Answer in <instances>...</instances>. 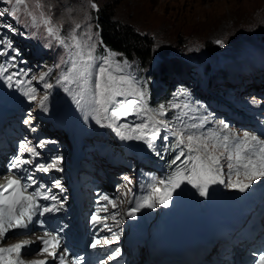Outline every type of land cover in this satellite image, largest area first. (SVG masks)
Segmentation results:
<instances>
[{"label": "snow or ice", "instance_id": "1", "mask_svg": "<svg viewBox=\"0 0 264 264\" xmlns=\"http://www.w3.org/2000/svg\"><path fill=\"white\" fill-rule=\"evenodd\" d=\"M4 3L11 5V8H4L0 11V16L9 14L19 21V13L23 12L31 18L33 26L43 25L49 37L58 40L68 49L69 58L62 62L70 67L58 77L57 84L72 96L86 119L92 117L101 127L111 128L122 140L143 141L157 155H161V152L176 153L169 162V167L173 170L164 178L157 180L153 177L152 183L143 185L145 194L142 197L136 198L131 188H127V191L122 193L123 197L133 196V199L127 201L133 204V207L127 211V216L135 218L136 212L143 207L154 208L157 204L168 206L171 193L183 183L191 184L199 189L200 195L204 196L207 195L209 185L225 184L224 176H227V187L241 192L249 189L254 181L264 179V139L248 131L242 134L233 132L224 121L219 122L218 128L202 131L205 129L207 117L200 118L198 123L184 121V117L188 116V112L184 109L192 107L189 103L183 106L170 103L169 108L181 109V114L175 120L165 119L168 109L163 104L157 109L148 107L146 85L128 70L130 66L126 60L123 63L117 61L115 57L119 54L107 49V54L104 56L94 55L96 44L92 41L90 26L85 33L87 40L76 35V29L81 27L77 24L69 41L66 42L60 37V28L52 22L51 17L43 11H40L37 17L36 13L30 10L27 0H4ZM42 7L40 0H36L34 8L40 10ZM91 7L97 9L95 3H91ZM0 27L12 32L16 31L11 24H0ZM217 43L223 46L222 41ZM0 45H2L0 56H7L10 49L15 52L8 61L0 63V78L5 80L9 87L22 88L27 84L28 87L22 89L24 95L29 102L37 101V89L31 87V80L17 79L18 76L26 73L22 70L9 72L10 68L17 66L19 50L13 49L12 41L6 38H0ZM54 67L58 68L60 64ZM52 71L53 69H49L38 78V82L42 83L46 90L53 87V84L47 82V77ZM73 84L76 85L75 89L70 87ZM49 94L46 91L37 101V107L43 111H47ZM129 116H134L139 123H120ZM23 123L31 126V112ZM31 131L35 132L36 128L31 127ZM162 131L166 132L163 136H161ZM169 137L175 138L173 143H167ZM158 139L165 142L159 150L156 146ZM46 143L48 141H40L38 145L32 146L27 138L21 140L16 155L7 164L6 174L0 177L5 180L0 184V243H6L10 238L9 234H28L38 225L44 229L43 235L37 237L42 245L39 250L40 255L47 254L59 264H83V257H74L69 261L70 253L67 248L64 247L61 251L62 228L53 231L45 228L50 215L60 212L66 200L53 194L52 188L40 182L35 175L37 172L62 171L61 157L52 158L48 163L36 162L40 155L37 148L43 147ZM29 165L32 167L29 168ZM225 167L227 173L224 172ZM123 179L129 185L132 183L128 176H124ZM52 187L64 191L59 179L52 181ZM124 202V199L113 198L107 194L98 195L90 222L93 228L98 227L100 232L107 230L112 235L102 240L94 238L91 243L93 249L109 245L119 238V233L113 232V226L118 227L123 222L122 218L117 219V217L120 216L118 209ZM109 219L114 222L113 226L107 223ZM32 243L34 241L23 240L7 247H0V264H26L23 255L27 254L26 250ZM118 255L119 251L116 250L108 258L115 259ZM28 264H49V261L33 260ZM257 264H264V253L259 255Z\"/></svg>", "mask_w": 264, "mask_h": 264}, {"label": "rangeland", "instance_id": "2", "mask_svg": "<svg viewBox=\"0 0 264 264\" xmlns=\"http://www.w3.org/2000/svg\"><path fill=\"white\" fill-rule=\"evenodd\" d=\"M94 1L96 0H40L43 7L36 10L34 8L36 0H27L30 10H33L37 17H39L40 11L51 17L52 22L60 28V37L66 42L69 41V37L77 24L81 27L76 29V35L87 40L85 33L90 26L92 41L96 44L94 55L97 56V31L94 28L95 23L91 15V11H95L91 7V3H95ZM97 1L96 5L105 6L108 4L111 6L112 18L132 26L135 31L150 38L151 54L146 64L142 65L139 61L138 63L135 60L130 61L115 57L121 63L126 60L130 66L128 70L134 73L142 84L145 85L149 79L143 74L167 76L171 78L170 82L178 83L185 79V76L194 72L199 78L197 88L200 92L201 86L203 89L209 87L215 91L214 84L231 87L234 97H237L238 91L242 90L243 96L240 100L245 103L247 109L244 110L243 116L249 121L245 126L240 123L246 122L242 121L244 118L235 120L226 117L222 120L221 114L215 113L214 109L210 108V105L203 99L195 101V106L191 108V112L196 111L197 113L189 116V122L198 123L200 118L207 117L205 129L202 131L218 128L220 127L219 122L224 121L233 132L242 134L244 131H248L259 137L252 122L255 119L261 122V119L264 118V94L258 92L264 91V0ZM4 8H11V5L0 0V11ZM19 16V21L9 14L0 16V24H11L16 29L15 32H12L7 28L0 27V38L11 40L13 49L19 50L16 59L17 66L10 68L9 72L22 70L23 73H26L18 76L17 79L31 80V87L37 89V101L46 91L50 93L47 100V111L37 107V101L29 102L24 93L18 98L11 94L20 93L21 89L28 87L27 84L23 85L22 88L9 87L2 78H0V101L5 103L9 101L19 108V112L22 113L19 119L20 126L28 128L24 130L38 134L39 138H48L49 136L56 138L58 144L57 157L66 159V147L64 151L61 147V142L64 144L66 140L50 135L49 133L54 131H49V129L56 125L64 115L66 92L61 85L59 89L56 87L55 78L58 71H64L65 63L62 61L69 58V51L58 40L49 37L43 25L33 26L31 18L24 15L23 12L19 13ZM217 41H222L223 46ZM49 48L60 54V58ZM106 54L107 52H105ZM12 55H15V52L10 49L7 56H0V63L8 61ZM43 59L52 60V65L47 68L41 67ZM57 64H60V67H54ZM49 69H53V71L47 77V82L53 84V87L46 90L42 83L38 82V78ZM205 72L210 77L209 85H206L208 83ZM152 81L154 84L151 90H160L151 92V98L156 101L160 96L167 97V102L157 104L156 108L163 104L166 109L177 115L181 113V109L169 108L170 103H177L181 106L189 103L192 106L194 100H197L188 95L178 96L175 91L166 96L163 93L161 82ZM246 86L249 87L248 93L250 94L246 93ZM70 87L75 89L76 86L70 85ZM172 87L174 90V83ZM6 88L10 93L3 95ZM207 95L211 101L218 98L214 92L212 95L210 93ZM67 100L68 102L74 101L68 92ZM29 112H31L32 117L31 126L23 123L29 117ZM168 114L170 117L171 114ZM192 117H196V119H192ZM102 122L105 123V121ZM99 126L101 125L97 124L95 119L91 117L86 128L88 131H94ZM31 127H35L36 131H31ZM84 128L78 125L79 133ZM107 137L109 136L107 135ZM45 141L49 143V139ZM83 142L82 146L86 147L89 140L83 138ZM107 148L117 159H105L104 165H109V169L114 171L115 176H113L112 181L118 188L127 191V188L133 189L136 183L143 185L152 183V177L147 173L150 168L142 164H137L136 168L129 167L124 162H127L128 157L134 159V156L122 151L116 141L111 142ZM96 166L98 167L99 164ZM139 167L145 169V175L142 177H139L142 174ZM225 171H227L226 167L224 168ZM92 174H95V170ZM124 176L130 178L132 181L130 185L123 179ZM225 180L227 181V178Z\"/></svg>", "mask_w": 264, "mask_h": 264}, {"label": "trees", "instance_id": "3", "mask_svg": "<svg viewBox=\"0 0 264 264\" xmlns=\"http://www.w3.org/2000/svg\"><path fill=\"white\" fill-rule=\"evenodd\" d=\"M97 3L98 1H94ZM111 6L97 5L91 11L95 30L97 31V52L104 53V47L118 53L117 58H136L142 65L150 59L151 41L144 34L135 31L132 26L112 18Z\"/></svg>", "mask_w": 264, "mask_h": 264}, {"label": "bare ground", "instance_id": "4", "mask_svg": "<svg viewBox=\"0 0 264 264\" xmlns=\"http://www.w3.org/2000/svg\"><path fill=\"white\" fill-rule=\"evenodd\" d=\"M72 86H76V85L73 84ZM72 104H74V108L72 111V121H73L74 125H76L78 122V117L80 115L81 109L77 107V105L75 104L74 101L69 102V108ZM120 123H139V121L134 116H129L127 118V120H121ZM118 138H119L118 142L123 146L124 145H130L132 148H139V149H143V150L152 152V150L149 149L147 144H145L143 141H140V140H122V139H120L119 136H118Z\"/></svg>", "mask_w": 264, "mask_h": 264}]
</instances>
